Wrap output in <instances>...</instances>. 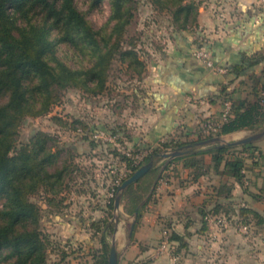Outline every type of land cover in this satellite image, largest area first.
<instances>
[{
  "label": "trees",
  "instance_id": "1",
  "mask_svg": "<svg viewBox=\"0 0 264 264\" xmlns=\"http://www.w3.org/2000/svg\"><path fill=\"white\" fill-rule=\"evenodd\" d=\"M102 1L91 0L90 8ZM108 1L111 7L109 21L101 28H95L76 0H0V262L4 264H47L49 239L40 228L39 204L32 196L43 192L47 205L59 204L56 197L63 193L67 176L72 171L68 160L58 163L63 149L54 151V139L50 134L40 131L28 142L19 144L21 127L27 118L49 114L67 88H79L94 95L105 91L109 87V71L116 59L126 70H132L140 82L145 78L148 61L141 58L134 38L125 36L139 0ZM149 1L159 11L170 15L173 36L198 26L199 7L203 0ZM201 47L211 52L216 65L227 67V74L233 73L234 77L217 83L219 90L215 96L195 98L199 103L201 100L204 103L220 100L224 105L231 101L229 116L217 132H204L205 125L212 118L208 116L195 130L186 131L185 140L170 138L154 145L132 144L134 148L130 154L120 152L125 171L118 172L115 178L118 183L112 187L108 205L114 207L120 185L142 164L153 160L154 166L150 170L153 179L146 185L140 181L130 184L122 195L126 212L138 211V222L152 196L149 192L153 186L155 189L161 178L169 177L167 171L173 163L182 162V167L188 169L189 182L198 181L204 175H219L200 207L202 230L208 231L206 217L210 214H223L232 225L238 218L251 228L253 223H264L260 212L246 205L235 209L220 199L230 198L237 184L249 191L251 174L264 163V155L257 148L256 141L240 145L218 142L208 146L201 142L242 130L264 128V67L261 72L254 69L264 63V54H245L241 63L224 64L215 58L209 43L201 39L192 51L193 63L185 65L176 62L168 53L164 54L168 64L161 68L164 78L171 74L170 68L177 70L181 64L187 73L220 75L194 56V51ZM242 75L244 78L235 84ZM184 77L193 81L190 74L185 73ZM140 94V90L135 92L136 101L140 100ZM76 122L85 129L84 133L78 134L80 146H73L70 150L77 154H81L84 148L86 151L94 148L96 144L94 138L87 140L85 146L82 144L81 140H86L88 131L94 135H120L117 128L85 124L79 119ZM176 148L187 152L167 164H156L161 154ZM145 151L147 153L139 160L137 156ZM163 167L164 171L159 175ZM250 194L254 199L264 201V185L259 192ZM104 221L101 228L97 221L92 222L102 234L101 247L92 253L90 264H109L111 244L104 229L110 231L112 224ZM166 227L170 242L166 251L178 256L177 250L186 246L183 236L172 230L171 223Z\"/></svg>",
  "mask_w": 264,
  "mask_h": 264
},
{
  "label": "crops",
  "instance_id": "2",
  "mask_svg": "<svg viewBox=\"0 0 264 264\" xmlns=\"http://www.w3.org/2000/svg\"><path fill=\"white\" fill-rule=\"evenodd\" d=\"M201 39L209 43L215 58L224 64L241 63L245 54H264V0H203L199 7L198 26L177 36L171 34L169 48L164 47L159 54L150 57L135 115L130 113L128 117L131 118L128 127L133 130L128 135L132 144L154 145L170 138L184 139L186 131L199 126L201 117L220 115L222 101L199 103L195 97L215 96L219 90L217 83L227 82L234 74L187 73L181 66L193 63L191 54ZM165 53L182 63L177 70L170 68L167 79L161 72V68L168 65ZM263 67L264 63H261L254 69L261 72ZM185 73L190 74L193 81L185 79ZM241 78L244 75L238 77L235 84ZM243 133L244 130L222 137L232 142L241 139L236 137ZM230 136L234 140H227ZM256 146L264 155V136L256 140ZM169 162L161 157L156 164ZM262 164L251 174L250 192H259L264 185ZM163 171L164 167L159 175ZM167 172L169 177L161 178L155 189L153 186L149 192L152 196L142 217L135 223L130 244L122 253L116 247L119 264H264V223L252 224L253 236L243 235L232 224L221 232L218 239L202 230L200 207L219 175H204L198 181L189 182L188 169L182 167V162L173 163ZM248 192L237 184L233 195L220 201L235 209L246 205L264 216V201L254 199ZM167 223L183 236L186 244L177 250L176 262L171 252L158 250ZM119 237L118 234V240Z\"/></svg>",
  "mask_w": 264,
  "mask_h": 264
},
{
  "label": "rangeland",
  "instance_id": "3",
  "mask_svg": "<svg viewBox=\"0 0 264 264\" xmlns=\"http://www.w3.org/2000/svg\"><path fill=\"white\" fill-rule=\"evenodd\" d=\"M76 3L87 13V18L95 28H101L109 21L111 7L108 0H103L92 9L91 0H76ZM133 13L125 36L127 39L134 38L141 58L149 61L150 57L155 53L159 54L162 48H169L174 25L171 24L170 15L159 11L149 0H139ZM142 89L143 83L137 79L136 74L132 70H126L116 59L109 71V87L105 91L94 95L79 88H67L49 114L29 117L22 125L19 144L28 142L40 131L46 132L53 136L54 151L63 149L59 154L58 163L68 160V163H71L70 169L72 168L66 179L67 186L63 193L56 197L59 204L47 205L43 192L32 196L39 204L40 228L49 239L47 264H90L92 253L101 247L102 230L98 226L104 227V220L112 224L110 231L104 229L107 232L106 238L110 244L115 238V245L120 248V253L132 241L129 231L132 221L137 218L136 213H127L122 199L120 209L109 207L108 198L113 194L112 187L118 183L115 181L118 172L125 171L119 153L131 152L134 148L128 137L133 131L128 127L131 119L128 117L136 111L135 92ZM203 118L201 117V121ZM77 119L85 124H102L110 129L117 128L120 135H94L88 131L86 140L81 142L85 146L87 140L94 138V148L86 151L83 147L81 154L74 153L70 151L71 147L79 145L78 134L85 132L82 125L76 122ZM263 129L258 127L255 130H244L245 133L236 138H244ZM227 140L234 139L230 136ZM210 144L218 142L203 146ZM151 174L150 171L147 172L139 181L146 185L154 177ZM93 221H97L99 225L92 226ZM116 226L118 229L115 233Z\"/></svg>",
  "mask_w": 264,
  "mask_h": 264
},
{
  "label": "built area",
  "instance_id": "4",
  "mask_svg": "<svg viewBox=\"0 0 264 264\" xmlns=\"http://www.w3.org/2000/svg\"><path fill=\"white\" fill-rule=\"evenodd\" d=\"M194 56L198 60H200L203 64H205L207 67L213 69L217 73L225 74L228 72L227 67L216 65L211 52L209 50L203 48V47L196 49L194 51ZM200 102L204 103V100H201ZM230 110H231V101H226L223 105V109H222L220 115L219 116H212V118L205 125L204 132H210V131L217 132L220 129L222 122L224 120H226L227 117L229 116ZM170 150H172V149H170ZM127 153L130 154V152H127ZM144 154H145V152L138 155L137 158L139 160H141L143 158ZM245 183L248 184L247 179H245ZM206 221H207V225H208V233L211 236V238H213V239H218L221 232L230 223L227 216H225L223 214H210L206 217ZM234 223H235L237 229L239 230V232H241L243 235L253 236L252 230L248 224L241 222L240 220H238V218L236 219V221ZM169 246H170L169 235L165 231L163 236H162V240L160 242L158 250L160 252H164L169 248ZM177 260H178V256H173V261L176 262Z\"/></svg>",
  "mask_w": 264,
  "mask_h": 264
},
{
  "label": "water",
  "instance_id": "5",
  "mask_svg": "<svg viewBox=\"0 0 264 264\" xmlns=\"http://www.w3.org/2000/svg\"><path fill=\"white\" fill-rule=\"evenodd\" d=\"M264 136V129L255 132L251 135H248L244 138H241L239 140L232 141V143L240 145V144H245L249 143L252 141H256ZM216 142H222V143H228L229 141H225L222 136H216L207 140H204L201 142L202 145L209 144V143H216ZM187 151L183 150L182 148H176L173 150H166L162 155L167 161H171L174 158L183 155ZM154 166V161L150 160L149 162H146L142 164L130 177H128L119 187L116 199H115V208L116 210L120 209L121 206V199L124 190L130 185L133 184L137 181H139L147 172H149L152 167ZM138 211L136 212L137 215ZM118 217H116V223H118ZM135 223H136V217L132 221L130 231H129V238H132L133 233H134V228H135ZM118 227H115V233L117 232ZM109 264H119V255L118 251L115 245V238H113V241L111 243V250H110V255H109Z\"/></svg>",
  "mask_w": 264,
  "mask_h": 264
}]
</instances>
